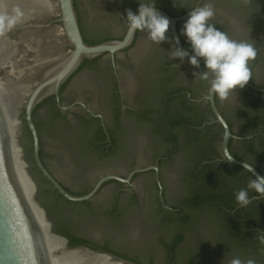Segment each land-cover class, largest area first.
<instances>
[{"label":"flooded vegetation","instance_id":"1","mask_svg":"<svg viewBox=\"0 0 264 264\" xmlns=\"http://www.w3.org/2000/svg\"><path fill=\"white\" fill-rule=\"evenodd\" d=\"M91 5L90 18L82 19L77 12L80 32L87 44L122 40L128 25L126 9L136 11L138 2L145 0H88ZM211 4L214 15L209 21L225 32L230 39L244 41L256 50V57L249 61L252 78L243 89L238 100H220L214 95V104L228 125L231 136L227 148L231 156L247 163L253 162L241 155L248 153L264 163V0H156V9L177 19L176 30L183 48L189 49L180 29L188 12ZM238 4L239 9L233 7ZM121 21L120 29L110 30L104 20ZM106 29L100 34V31ZM97 34V35H95ZM169 41L153 43L145 32H136L130 44L111 56H97L152 112L161 124L178 141L196 163L215 189L224 199L234 215L245 228L264 257V196H257L248 189L254 179L244 169L225 160L221 150L223 128L215 122L208 100L209 81L199 78L203 71L187 61L171 58L175 47L170 30ZM189 54H191L189 49ZM244 126L243 131L233 124ZM215 142V144H214ZM254 168L264 175V169L254 162ZM248 189L250 199L247 206L236 201V193Z\"/></svg>","mask_w":264,"mask_h":264},{"label":"clouds","instance_id":"2","mask_svg":"<svg viewBox=\"0 0 264 264\" xmlns=\"http://www.w3.org/2000/svg\"><path fill=\"white\" fill-rule=\"evenodd\" d=\"M156 0L138 2L135 12L126 9L125 18L128 25V33L145 32L153 43L161 44L169 41L167 33L170 28L169 19L160 14L156 9ZM19 11L13 16L0 15V33L14 27L21 17ZM214 12L211 4H203L187 14L180 29V35L185 37L189 49L178 47L179 36L172 37L175 47L171 58L181 62L187 57V61L196 69L201 68L193 75L199 73V78L209 81V91L220 100L228 98L230 93L243 89L252 78L249 69V61L256 57L255 48L244 41L230 39L229 36L209 23ZM224 161L231 163L233 156H227ZM242 168L254 175L248 184L257 196H264V175L255 174L254 160L251 163H243ZM248 189H241L236 193V201L241 206H247L251 199ZM230 264H244L239 257L233 258ZM247 264H252L248 261Z\"/></svg>","mask_w":264,"mask_h":264},{"label":"water","instance_id":"3","mask_svg":"<svg viewBox=\"0 0 264 264\" xmlns=\"http://www.w3.org/2000/svg\"><path fill=\"white\" fill-rule=\"evenodd\" d=\"M31 1L33 3H35L39 8H41L44 12H46L49 16H51L54 20H56L60 25H62L69 33H71L79 42H81L96 57L100 56L102 54H105V53H108L111 56H113V54L115 52L126 48L130 44V42L133 38V34H129L128 29H127V32H126V34L122 40L105 41V42H101L98 44H92V45L87 44L83 40L81 32H80V27H79L76 8L74 5V0H31ZM76 2H77V6L81 12L82 19L89 17L90 21H91L92 20V15H91L92 10H91V5H90L89 1L88 0H76ZM233 7L236 8L237 10L240 8L238 4L233 5ZM157 11L169 19V21H170L169 30H170L171 36L172 37L178 36L177 30H176L177 19L170 17L168 14H166L164 11H162L160 9H157ZM104 23H106L109 27V28H107V30L108 29H110V30L120 29L121 24H122L121 21L112 20V19L104 20ZM105 31H106V29L103 28V30L100 31V34L105 32ZM95 35H97V34H95ZM146 38L148 39L147 34H146ZM174 44H175V42H174ZM177 46L182 47L181 42ZM201 64H203L202 61H201ZM258 74H259L258 76L264 78V71L263 72L260 71V73H258ZM241 97H242V93H241L240 89H238L236 92L230 93V95L228 96V98L230 100L231 99L232 100H238ZM205 98L208 100V102L210 104V108H211L212 113H213L214 118H215L214 121L220 123L222 128H223V136H222V140H221V150H222V153L226 159V157L230 155L228 148H227V144H228V140L231 136V133L229 131L228 125L226 124V122L221 117V115L219 114V112L217 111V109L215 107L214 94L208 90V95ZM233 127L237 131H243L244 130V126L237 124V123H234ZM214 144H215V142H214ZM241 155H243L244 157H246L248 159H251L252 161L254 160V162L256 164H258L260 167H262L264 169V163L260 159L254 157L248 153H241ZM242 162L247 163V162H244L242 160H238V159L233 157V161L230 164H233V165H236V166L242 168ZM242 169H244V168H242ZM249 174L254 178V175L252 173H249ZM255 174H260V173L255 169ZM258 198L259 197H254L251 200L258 199Z\"/></svg>","mask_w":264,"mask_h":264}]
</instances>
